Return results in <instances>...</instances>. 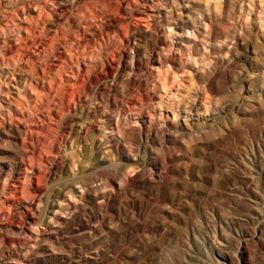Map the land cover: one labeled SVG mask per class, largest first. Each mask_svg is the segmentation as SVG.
Masks as SVG:
<instances>
[{"label":"rangeland","instance_id":"374dc122","mask_svg":"<svg viewBox=\"0 0 264 264\" xmlns=\"http://www.w3.org/2000/svg\"><path fill=\"white\" fill-rule=\"evenodd\" d=\"M241 1L0 0V137L20 128L40 165L27 184L0 178V264L215 263L264 193V0ZM205 83L206 104L222 100L206 120L190 109ZM79 94L98 113L80 140L94 134L101 166L57 148ZM63 183L74 192L46 213Z\"/></svg>","mask_w":264,"mask_h":264},{"label":"bare ground","instance_id":"6f19581e","mask_svg":"<svg viewBox=\"0 0 264 264\" xmlns=\"http://www.w3.org/2000/svg\"><path fill=\"white\" fill-rule=\"evenodd\" d=\"M215 3H218L220 0H215ZM241 1V0H240ZM255 1V0H254ZM75 2V1H74ZM247 2V1H246ZM245 2V3H246ZM66 3V2H64ZM76 3V2H75ZM210 3V2H209ZM228 3H230L228 1ZM238 3V2H237ZM243 2L241 1V4ZM249 3V2H248ZM251 3V2H250ZM249 3V4H250ZM63 4V3H62ZM208 4V3H207ZM214 4V3H213ZM222 4V3H221ZM231 4V3H230ZM240 4V2H239ZM240 4V5H241ZM220 5V4H219ZM243 5V4H242ZM218 4L216 5V8L222 6H218ZM239 6V5H238ZM245 6V5H244ZM75 7V6H73ZM241 7V6H240ZM222 8V7H220ZM234 8V7H233ZM244 8V7H243ZM246 8V7H245ZM69 9L66 8L65 11H68ZM209 10V9H208ZM207 10V11H208ZM218 10V9H217ZM63 11V12H65ZM261 12H258V16L260 18L261 16ZM62 15V14H61ZM261 20V18L259 19ZM258 20V21H259ZM263 23L260 24L261 28L264 29V18L262 19ZM227 26V25H226ZM169 28V32L171 33L172 31L174 32L173 27L171 28V26H168ZM173 29V30H172ZM264 33V30H263ZM242 52V51H241ZM249 53V52H248ZM206 67H211L210 64L208 62H206L203 66V70H206ZM208 71V70H207ZM212 71V70H211ZM206 72V71H205ZM174 73V72H173ZM205 74V73H204ZM206 74H208V72H206ZM165 76V75H164ZM177 77V76H176ZM189 77V76H188ZM164 78V77H163ZM191 78V76H190ZM100 79V78H99ZM184 79V78H183ZM36 80V79H35ZM96 79L94 78H90V83H94ZM168 80V78L166 77V81ZM203 80V79H202ZM162 81V80H161ZM190 81H193V79L191 78ZM100 82V81H99ZM169 82V81H168ZM88 83V85L90 84ZM163 83V82H162ZM173 83V82H172ZM177 83V82H176ZM184 83V82H183ZM92 84H90L92 86ZM104 84V83H103ZM106 84V83H105ZM128 84V83H126ZM166 84V82H165ZM174 84V83H173ZM94 85V84H93ZM131 84L129 83L127 86H130ZM179 85V84H178ZM193 86V84H191ZM99 86V85H98ZM137 86V85H136ZM185 86V85H183ZM182 86V87H183ZM84 87V86H83ZM87 87V86H86ZM90 87V86H89ZM94 87V86H93ZM102 87V86H101ZM107 87V86H106ZM173 87V85H172ZM186 85L185 89H188ZM203 88V92L200 93L199 90L198 93L196 92V102L194 104H190L191 107L190 109L193 107L196 111H202L203 116H201V118H203L204 120L208 119L209 117H213V115H216L219 113L220 107H218L219 105H221V99L220 97L214 98V100L210 101L209 104L207 105V101H206V95H208V91L209 88L206 86V83L202 86ZM236 87V86H235ZM103 88V87H102ZM200 88L197 86V89ZM91 89V88H90ZM141 89V88H139ZM170 89V88H169ZM177 89V88H176ZM88 88H85L84 91V95L85 96H89L90 97V93L88 91ZM93 90V89H92ZM99 90H101V88H99ZM108 91V90H107ZM139 91V90H138ZM178 91V90H177ZM188 91V90H187ZM79 92V91H78ZM101 92V91H99ZM98 92V93H99ZM179 92H182L179 90ZM179 92H172V96L174 98H181V93ZM94 93L93 95V100L90 99V102L92 103L94 100H98V98H100V94L103 95L104 92L99 93ZM180 94L178 96V94ZM190 93V92H189ZM192 93V92H191ZM74 94V93H73ZM139 94V93H138ZM141 94V93H140ZM226 94V93H225ZM185 95V92H184ZM183 95V96H184ZM189 94H186V97ZM83 96V94H82ZM81 94H79V102L78 103H73V105H71L69 107V112L71 113L70 115V119L68 118V122L67 125L70 127V129L66 132H64L61 135V140L57 142V148H62L67 147L70 149H74L76 146H78V149L83 148V150H80L81 152L84 151L85 153V158L87 159V161H93L95 163L96 166H101L103 164H105V160H101L102 158H100V153H99V148H97V144L95 143V136L94 134H88L86 135V139L83 140L84 142H81V133L84 132V129L86 127V123L89 120H92L94 117L97 118L98 113L95 110H90L89 108H87L86 104L83 102ZM106 96V94H105ZM112 96V95H111ZM139 96V95H138ZM181 96V97H180ZM195 96V95H194ZM84 97V96H83ZM103 97V96H102ZM186 97H184L183 99H186ZM190 98V97H189ZM195 98V97H194ZM223 98V97H222ZM226 98V97H225ZM73 99V98H72ZM75 99V98H74ZM105 99V98H104ZM212 99V98H211ZM169 100V99H168ZM170 100L174 101L173 98ZM177 100V99H176ZM182 100V99H181ZM179 102L178 100V106L174 103L173 106H177L179 112L181 110L184 113V120L185 123L191 118L190 117V113L194 112L192 110L187 112V108L190 106L189 105V101L185 102L181 101ZM189 100V99H187ZM74 101V100H73ZM77 101V99L75 100ZM74 101V102H75ZM195 101V100H194ZM96 102V101H95ZM108 103V102H107ZM170 103V102H169ZM169 103H167L169 105ZM191 103V102H190ZM224 103V102H223ZM94 104V103H93ZM167 105V108H168ZM223 105V104H222ZM225 105V104H224ZM92 107V105H91ZM169 107H172L169 105ZM182 107H184V109H182ZM211 107H216L217 109H213L214 113L213 114H209V111L211 110ZM94 109V108H93ZM224 109V108H223ZM171 110V109H170ZM169 110V111H170ZM176 108L173 109V114L174 116H178V111ZM201 114V113H200ZM198 115V114H197ZM200 116V115H199ZM127 120V119H126ZM199 121V120H198ZM66 123V122H65ZM190 123V122H189ZM188 123V124H189ZM105 124V123H104ZM188 124L186 123V125L188 126ZM17 126V125H16ZM65 127V126H64ZM189 127V126H188ZM188 129V128H187ZM83 130V131H82ZM116 131L119 135H121L123 137V141L126 144H132V139L133 138H129L127 137V134L124 132V130L122 129V125H117L116 126ZM9 133V132H8ZM23 132L21 131L20 128H18V132L14 133L13 135L9 136L10 139H7L4 136L0 137V140H2V142H7L6 145L4 144V146L0 145V178L3 179L4 177L8 180V181H14V180H24V184H27V182L31 181L32 178L35 175V171L37 168L40 167V165L37 166L36 161H35V156L34 155H30V149L27 145V143L25 142V140L27 139L26 137L23 136L22 134ZM6 135H8L6 133ZM21 135L23 136V142L20 143L18 141L19 136ZM165 136V135H164ZM69 137V138H68ZM68 138V140H67ZM58 140V139H57ZM28 141V140H27ZM54 141V140H53ZM67 141V143H66ZM138 143V142H137ZM54 144V143H53ZM53 144H50V147L53 146ZM83 144V145H82ZM55 147V146H54ZM99 147V146H98ZM49 149V148H48ZM139 149V146H138ZM46 150V149H45ZM47 151V150H46ZM140 150L137 151V153H139ZM33 154V153H32ZM113 155V153H112ZM12 157V158H10ZM43 157V156H42ZM104 157V156H103ZM114 157V156H112ZM44 159V158H43ZM106 159V158H105ZM131 162H134V159H130ZM111 161V160H110ZM92 162V163H93ZM44 164V163H43ZM133 164V163H132ZM135 165H130L128 166L126 169H130L131 173H134L138 167L137 164L138 163H134ZM42 166V165H41ZM120 171V170H119ZM124 171V170H123ZM65 174H69V176H73L74 172L73 170H68V169H58V168H54L52 177L54 176L56 180H61L63 179ZM75 175V174H74ZM68 176V177H69ZM67 177V176H66ZM65 177V178H66ZM244 180V179H242ZM245 181V180H244ZM26 182V183H25ZM96 182V181H95ZM94 182V183H95ZM75 185H80V190L84 189L86 186V183L84 182H77L74 184ZM73 185L71 184H59L57 186V189L52 190L51 194L49 195V198L46 202V213L48 214H57L56 210L58 207H60V200L62 199V197L64 196V192L69 190L70 192H72L75 188ZM26 187V186H25ZM241 186L239 185L238 182L235 183V185L232 187L235 194L230 195L232 199H229V201H234V199L236 197L239 196V194H236L241 188ZM73 189V190H72ZM72 190V191H71ZM242 190V189H241ZM68 191V192H69ZM78 191V190H77ZM244 191V188H243ZM24 192V191H23ZM69 192V193H70ZM74 192V191H73ZM98 193V192H97ZM96 193V194H97ZM100 193V192H99ZM68 194V193H67ZM30 195V194H29ZM32 197V196H31ZM30 197V198H31ZM36 197V196H35ZM242 196H240L241 198ZM101 199L104 198V195L100 197ZM36 199V198H35ZM256 199V198H255ZM31 201V199H30ZM29 202V201H28ZM32 202V201H31ZM62 202V201H61ZM253 203L256 205L255 207H249V209H247L244 213V217L241 220L240 223V227L241 229L238 231H235V234L232 235L231 239L226 240V243L224 245V247L222 249H220L219 251H217V256L218 259H215V263L214 264H264V193L261 196V198L256 199L253 201ZM62 206V205H61ZM232 207V206H231ZM234 207V206H233ZM256 208V209H255ZM233 210V209H232ZM49 218H51L49 216ZM73 222L77 223L81 228H83L85 226V224L79 220L78 217L76 218H72ZM239 221V220H238ZM69 223V222H68ZM227 226L229 228H232L233 230L235 229V222L230 220L226 222ZM216 254V253H215ZM193 258H195L193 256ZM214 261V260H213ZM205 264H212L209 262H204Z\"/></svg>","mask_w":264,"mask_h":264}]
</instances>
